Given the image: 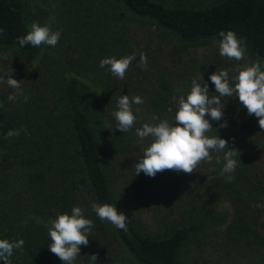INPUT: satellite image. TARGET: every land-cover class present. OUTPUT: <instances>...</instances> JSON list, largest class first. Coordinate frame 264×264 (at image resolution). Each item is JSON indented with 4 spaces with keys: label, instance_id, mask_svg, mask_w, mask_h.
I'll return each mask as SVG.
<instances>
[{
    "label": "trees",
    "instance_id": "16d2710c",
    "mask_svg": "<svg viewBox=\"0 0 264 264\" xmlns=\"http://www.w3.org/2000/svg\"><path fill=\"white\" fill-rule=\"evenodd\" d=\"M55 1L61 35L50 51L46 44L18 41L32 22L46 24L50 6L43 8L44 0H0V69L12 70L23 90L14 101L8 96L16 90L6 83L0 92V239L24 240L22 250L14 249L9 258L12 264H63L48 249V229L75 206L84 209L93 227L74 264H201L198 258L186 262V256L217 220L214 210L222 200L233 210L225 241L241 251L263 246L256 224L264 211V130L238 97L221 98L235 109L223 110L220 121L205 117L213 125L208 135H220L238 149L234 172L222 174L224 153L214 151L212 161H202L191 174L136 175L133 165L151 142L138 143L136 128L164 119L175 124L172 97L190 91L181 90L162 57L145 53V26L184 45L233 31L264 70V0ZM140 53L147 56L146 69L139 66ZM133 54L124 79L99 66L105 57ZM207 85L209 95H217L215 85ZM122 95L143 99L133 105L136 121L126 133L112 115ZM225 121L227 127H221ZM20 129L26 131L7 137L9 130ZM16 181L22 190L11 187ZM93 202L126 213L127 231L100 220Z\"/></svg>",
    "mask_w": 264,
    "mask_h": 264
},
{
    "label": "clouds",
    "instance_id": "9594fccd",
    "mask_svg": "<svg viewBox=\"0 0 264 264\" xmlns=\"http://www.w3.org/2000/svg\"><path fill=\"white\" fill-rule=\"evenodd\" d=\"M60 32H53L49 25H41L32 22L26 35L18 37L21 46L31 45L39 47L42 44L55 47L60 38ZM222 38L219 42L220 55L236 61L245 58L246 49L233 31H221ZM136 59L135 54L121 58L105 57L100 61V67H108V70L120 79H124L132 61ZM139 66L147 68V56L139 55ZM236 75L229 78L228 70H218L210 75L211 82L215 85L217 95L210 96L207 83L192 80L191 89L187 95H174L172 100L177 104L175 124L167 119L158 123H144L142 127L136 128L135 134L139 138L138 143L143 145L146 138L151 142L143 147V154L137 163L133 165L136 175L143 172L148 176L155 177L157 173L165 170H174L186 174L193 173L198 165L204 161L210 163L213 156L210 152H223L222 174H230L237 168L238 149L230 148L227 139L219 136H210L212 131L211 121H220L224 115L222 97H238L240 103L247 109L248 115L258 117L259 127L264 130V70L259 62L236 67ZM12 70L0 73V83H6L8 87L16 90L8 96L9 101H14L17 96H23L21 81L14 78L10 73ZM234 85V86H233ZM27 97H24L25 102ZM143 104V99L137 95L129 97L122 95L118 99L117 110L112 113L117 123V129L128 132L133 128L136 116L133 105ZM3 107V104H0ZM140 109L137 108L136 111ZM210 117L206 119L205 117ZM156 117H153L155 120ZM227 127V121L220 125ZM20 131L26 129L9 130L7 137L19 135ZM225 149H229L225 151ZM219 162V159H217ZM228 179L232 177L229 175ZM92 211L100 218L107 220L115 227L127 231V214L118 211L116 205L100 204L93 202ZM93 227V221L86 218L84 209L75 206L71 214H59L51 221L48 235L51 243L49 251L63 261V264H74L80 255L82 245L89 243V233ZM24 240L9 241L0 239V260L4 264H12L9 259L14 249L23 248ZM91 261H97V255L91 254Z\"/></svg>",
    "mask_w": 264,
    "mask_h": 264
},
{
    "label": "rangeland",
    "instance_id": "374dc122",
    "mask_svg": "<svg viewBox=\"0 0 264 264\" xmlns=\"http://www.w3.org/2000/svg\"><path fill=\"white\" fill-rule=\"evenodd\" d=\"M197 1L203 4L211 0ZM175 3L173 2L171 4ZM41 5L43 8L50 6L49 8L51 10L45 25H49L53 32L59 31L61 34V20L58 17L56 1L44 0ZM129 24L131 28L135 26L134 22H129ZM221 39H215L198 45H184L182 42L168 35H164L153 28L145 26V53H148L152 57H162L171 77L179 84V87L182 88L181 90L186 91L191 89L193 79H196L200 83H212L210 75L218 70H228L229 74L236 75L237 73L234 71L236 67H243L255 63L247 52H245V58L241 61L221 56L219 50V42ZM52 49L53 47L50 46L49 50L51 51ZM4 72L6 70L0 69V73ZM2 87V83H0V92ZM227 102L226 100L223 104L225 105L223 110H225L226 114L235 109V107H229ZM133 171L134 169L131 167L130 177L134 175L132 174ZM15 176L16 174L12 175L14 178ZM22 185L23 183L21 181H16L11 187L16 186L18 190H22ZM217 209L214 210L217 220L212 222L205 236L199 237L198 241L200 245L197 247L196 245L199 243L197 242L192 246L189 253H187L188 257L186 256V262L198 258L201 264L205 261H209L210 264H219V261L220 264H264V243L258 249L251 250L245 248L241 251L225 241L223 232L233 216V210L230 203L226 200H222ZM250 212L256 214L261 212V210H250ZM141 215L145 223V209H142ZM256 227L259 228L264 240V211L263 217H258ZM123 253L125 252L122 250ZM187 264L189 263L187 262Z\"/></svg>",
    "mask_w": 264,
    "mask_h": 264
}]
</instances>
